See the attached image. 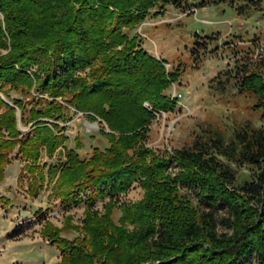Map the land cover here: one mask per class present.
I'll return each mask as SVG.
<instances>
[{"label": "trees", "instance_id": "16d2710c", "mask_svg": "<svg viewBox=\"0 0 264 264\" xmlns=\"http://www.w3.org/2000/svg\"><path fill=\"white\" fill-rule=\"evenodd\" d=\"M197 2L225 3L240 15L264 9L263 0ZM191 3L196 1L0 0V48L7 49L0 50V91L26 92L34 84L47 96L32 100L26 112L22 98H13L14 106L0 94V179L15 150L35 174L31 178L46 180L63 204L89 191L83 236L61 237L48 221L42 229L61 248L58 264H264V69L251 46L216 84L223 91L232 81L239 92L254 94L262 124L246 120L229 134L206 128L189 144L166 151L144 144L154 117L148 106L173 107L166 89L177 73L141 45L133 29L154 6ZM195 35L201 46L212 39ZM71 106L107 124L109 131L99 128L107 144L82 156L76 136L75 147L58 150L56 162L42 161V149L52 156L62 136L64 126L55 120L71 119L64 116ZM15 107L20 121L31 122L29 131L18 127ZM242 166L248 173L240 178L236 168ZM133 181L144 188L143 196L121 202L118 224L109 211L98 216L91 210L96 195L107 197L103 205L109 209ZM181 184L193 186L204 205Z\"/></svg>", "mask_w": 264, "mask_h": 264}, {"label": "rangeland", "instance_id": "374dc122", "mask_svg": "<svg viewBox=\"0 0 264 264\" xmlns=\"http://www.w3.org/2000/svg\"><path fill=\"white\" fill-rule=\"evenodd\" d=\"M195 1L184 7L154 6L133 29L141 45L156 57L163 58L166 69L176 71V78L166 89L168 95L172 97L174 91L181 93L171 98L175 100L172 108L157 110L149 106L154 117L148 125L144 144L153 150L166 151L185 146L198 133L210 127H218L229 134L235 125L246 120L255 126L263 123L262 110L256 105L254 94L239 92L232 81L227 82L222 91L216 81L225 77L223 72L226 69L241 63L242 49L248 48L251 39L258 33V22L264 17V9L240 15L225 3L201 5L197 2L199 0ZM195 33L199 34L197 38L211 34L212 39L201 46L194 42ZM0 50L5 52L7 49ZM33 86L26 92L12 89L9 95L1 91L0 94L11 105H14L13 98H22L27 112L32 100H37L39 96L47 97L45 92H37ZM58 99L63 101L60 97ZM3 108L0 105V112ZM74 111L72 106L69 111H64V116L71 115V119L55 120L64 126L58 132L63 138L60 137L52 156H46L42 149V161L56 162L58 150L75 147L76 136L82 156H89L95 145L103 147L107 144L106 137L99 130L103 127L109 131L107 124L98 116L90 120L86 113ZM15 113L20 130L29 131L31 122L20 121L21 110L17 107ZM45 120L53 121L52 118ZM92 123L95 125L91 126ZM9 159L0 179V264H58L62 259L61 248L43 235L42 229L48 221L54 225L52 231L61 237L83 236L82 224L86 218L89 191L82 194L80 201L63 204L57 194L50 192L46 180L34 181L31 178L35 174L27 171L25 160L17 156L15 150L9 154ZM169 169L176 171L177 167L172 165ZM236 171L240 178L246 177L248 168L237 167ZM181 186L197 204L204 205L196 198L193 186ZM143 193L144 188L138 181H133L109 209L103 205L107 197L96 195L91 210L98 216H104L109 211L113 223L118 224L122 214L121 202L140 200ZM216 215L219 219L222 211ZM126 225L133 227L130 223ZM222 227L218 225L219 230L224 229ZM93 264H98V261L94 259Z\"/></svg>", "mask_w": 264, "mask_h": 264}, {"label": "built area", "instance_id": "2783aa9c", "mask_svg": "<svg viewBox=\"0 0 264 264\" xmlns=\"http://www.w3.org/2000/svg\"><path fill=\"white\" fill-rule=\"evenodd\" d=\"M251 55L253 59H257L261 62L264 69V17L258 22V33L251 39ZM181 93L173 92L171 98L180 96ZM148 105V104H146ZM149 107V106H148ZM81 112V111H78Z\"/></svg>", "mask_w": 264, "mask_h": 264}, {"label": "bare ground", "instance_id": "6f19581e", "mask_svg": "<svg viewBox=\"0 0 264 264\" xmlns=\"http://www.w3.org/2000/svg\"><path fill=\"white\" fill-rule=\"evenodd\" d=\"M90 125H91V126H94L95 124L92 123V124H90Z\"/></svg>", "mask_w": 264, "mask_h": 264}, {"label": "crops", "instance_id": "0c3cea01", "mask_svg": "<svg viewBox=\"0 0 264 264\" xmlns=\"http://www.w3.org/2000/svg\"><path fill=\"white\" fill-rule=\"evenodd\" d=\"M151 52V51H150ZM152 53V52H151Z\"/></svg>", "mask_w": 264, "mask_h": 264}]
</instances>
